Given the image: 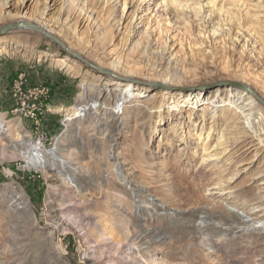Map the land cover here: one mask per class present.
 <instances>
[{"label": "rangeland", "instance_id": "1", "mask_svg": "<svg viewBox=\"0 0 264 264\" xmlns=\"http://www.w3.org/2000/svg\"><path fill=\"white\" fill-rule=\"evenodd\" d=\"M59 2L45 14L49 32L111 75L35 31L0 35V264H264V217L252 222L260 214L253 209L256 166L217 193L211 186L225 173L224 159L200 162L236 121L231 108L216 106L214 90L222 98L227 90L241 92L227 83L236 81L264 100V0H69L71 13L89 8L91 22L68 33L53 25L62 15ZM38 7L28 2L19 11L12 0L0 7V28L21 15L37 19ZM122 13L127 19L116 31L108 20ZM212 31L217 34L210 37ZM147 40L167 44L175 62L158 71V54L146 59L143 53ZM126 72L142 90L115 106V83ZM21 81L23 89L40 92L46 138L16 111ZM172 94L183 100L199 94L204 104H180L179 113L166 108ZM77 106L89 109L66 123ZM111 111L121 125L108 135L103 122ZM36 141L47 152L44 169L21 157L32 156L29 142ZM164 207L184 211V218H165ZM193 211L209 214L212 228L253 224L206 234L205 223L186 228ZM140 230L151 239L136 247Z\"/></svg>", "mask_w": 264, "mask_h": 264}, {"label": "bare ground", "instance_id": "2", "mask_svg": "<svg viewBox=\"0 0 264 264\" xmlns=\"http://www.w3.org/2000/svg\"><path fill=\"white\" fill-rule=\"evenodd\" d=\"M12 0H5L0 7L6 8L9 5H11ZM117 0H104V3L109 5H114ZM28 2H34L39 3V7L37 10L38 18L35 20H32L31 23L40 26L45 31L49 32L50 29L48 26H46V19L45 14L49 10V8L53 7L56 3H58V0H44V2H40L39 0H15V3L17 4V9L19 11L24 10V7ZM69 0H60L59 4L62 8V15L57 17V20L53 25L60 29V31L68 33L69 31H72V26L77 24L78 26L81 25H88L91 22V10L88 9H80L78 12H70L69 9H67V6L69 5ZM139 9H137L138 12ZM205 18V17H204ZM28 19L25 15H21V18ZM127 19V14H120V16H111L108 20V25L110 27L115 28L116 31H119L122 23ZM25 21V20H24ZM217 34L216 31H212L210 33V37H213ZM148 41V42H147ZM147 45L144 48V55L145 58L149 59L150 55L158 54L159 62L156 66V68H160L158 71L162 70L163 67H170L175 62L174 55L171 54L169 47L166 45L164 46H157L155 42L147 40ZM120 62L119 59L116 57L112 59L113 64L117 65ZM125 76L121 78V81L119 83H115L116 88L114 89V94L116 91L118 93L115 94L116 96V102L115 106L122 105L124 101L126 100L125 94L137 97L141 90L140 88H135L130 84L129 73H124ZM166 81L165 84L171 85V82L169 81V77H164ZM92 84L94 82L92 81ZM172 86V85H171ZM86 87V86H85ZM236 88V87H235ZM123 89V90H121ZM243 90V91H242ZM240 91H231L227 90V94L225 93V97H221V91L219 88L214 90V96L215 100L214 103L220 104L219 106H228V108H231V112L236 119V121L233 124L227 125V127L230 130H223L220 134V136L216 139V142L213 144L211 150H208V148L204 149V153L201 156V164L207 163V162H213V164H217L221 159H224L223 170L219 180L212 183L211 188L214 192L220 193L224 188L227 187L231 179L238 174L239 172H247L251 168L255 167L257 168L256 172L253 175V183H255L256 187V201L253 205V209L259 210L260 214L257 215L254 219L252 218V222H259V220L263 219L264 217V114L260 110V106H257L256 98L246 90L242 89ZM123 91V92H122ZM171 95V94H170ZM101 99V98H98ZM115 99V98H114ZM205 97L202 95H195L193 97L184 99L181 98V96L173 95L171 96V99L166 104V108H169L170 110L172 108H175L178 110L179 113H184L180 110V104H183L184 107L189 106L190 108L198 107V105L204 104ZM120 102V103H119ZM126 102V101H125ZM103 103V102H102ZM106 103V102H105ZM96 104V103H95ZM105 105V104H104ZM114 106V108H115ZM100 107V106H99ZM91 108V107H90ZM161 106L158 107L160 109ZM216 108V107H214ZM82 109V110H81ZM89 109L85 106H77L75 107L70 113H66L65 121L66 123H69L72 121V119L76 116L82 115V112L84 110ZM202 109V108H201ZM190 110V109H188ZM215 110V109H213ZM160 112V111H159ZM111 115L107 116V121L103 122L104 126H106V129L108 130V135L111 133L118 132L120 130L121 123L118 122V112L111 111ZM84 115V114H83ZM213 117L215 113L212 114ZM185 118L190 117V113L186 114L184 116ZM3 120L0 118V128L4 126ZM119 123V124H118ZM234 129H241V132H235ZM29 148L32 156H28V154H25L22 152L21 157L27 162V165H29L32 168L35 169H44L45 162L43 159V152L40 147L39 141L32 144L29 142ZM208 150V151H207ZM241 150V151H240ZM47 153V152H46ZM45 153V154H46ZM248 155L247 158H245ZM238 156H245L242 160L241 167L237 168L235 172L232 173L231 176L227 177L225 180L222 178L225 177L227 173H229V169L232 165H234L235 161L237 160ZM115 161H118V157L114 156ZM241 160V159H240ZM118 164V163H117ZM118 171L122 172L121 166L117 168ZM231 172V171H230ZM153 203V202H151ZM12 207H15L14 205ZM163 209V208H162ZM164 217L168 218L170 216L172 217H178V218H184V214H182L184 211L182 210H175L172 212H169L164 207ZM248 216V215H244ZM243 216V217H244ZM211 216L203 211H193L189 213V216H186V219L190 220V224L186 228H194L200 230L201 224L205 223V229L202 230V233L205 232L206 234H209L210 232L214 233H221L225 234L227 233V230H230L232 233L239 232L240 228L242 230L252 225L253 223L249 222L248 224L244 223L242 220L241 225L237 226H230L227 227L224 225L225 228H223L222 224L220 226L215 225L213 228L209 227L207 225L209 219ZM257 219V220H255ZM183 220V219H181ZM228 228V229H227ZM236 230V231H235ZM239 230V231H237ZM151 239V235L144 233L140 230V233L136 235L133 238V241L136 245V247H140L143 244L149 243Z\"/></svg>", "mask_w": 264, "mask_h": 264}, {"label": "water", "instance_id": "3", "mask_svg": "<svg viewBox=\"0 0 264 264\" xmlns=\"http://www.w3.org/2000/svg\"><path fill=\"white\" fill-rule=\"evenodd\" d=\"M18 28H25L29 29L32 31H35L36 33L42 35L43 37L50 39L53 41L56 45H58L63 51H65L67 54H69L72 58L80 61L81 63L85 64L87 67L92 68L94 70L100 71L102 73L110 74L106 70H101L99 69L95 64L90 62L89 60L85 59L83 56H81L77 51L71 49L69 46H67L62 40H60L57 36H55L53 33L47 32L44 29H42L40 26L32 24L29 21H14L11 23H5L1 28H0V35H3L7 33L10 30L18 29ZM231 86L244 89L253 96H255L256 100L264 107V100L259 97V95L253 90V88L244 85L243 83L236 82V81H229L227 82ZM54 149V148H52Z\"/></svg>", "mask_w": 264, "mask_h": 264}, {"label": "built area", "instance_id": "4", "mask_svg": "<svg viewBox=\"0 0 264 264\" xmlns=\"http://www.w3.org/2000/svg\"><path fill=\"white\" fill-rule=\"evenodd\" d=\"M23 82H19L16 86L14 96L16 97L18 103L16 111L24 117L32 118V124L35 128L40 130V133L46 138V133L43 131V115L41 110V95L40 92L35 90L23 89Z\"/></svg>", "mask_w": 264, "mask_h": 264}]
</instances>
